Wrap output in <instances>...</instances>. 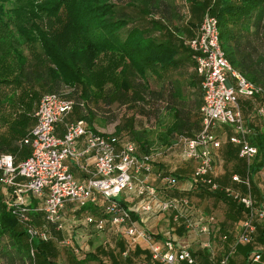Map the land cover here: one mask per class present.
I'll use <instances>...</instances> for the list:
<instances>
[{
	"label": "built area",
	"instance_id": "1",
	"mask_svg": "<svg viewBox=\"0 0 264 264\" xmlns=\"http://www.w3.org/2000/svg\"><path fill=\"white\" fill-rule=\"evenodd\" d=\"M185 46L199 79L200 126L191 135H176L171 145L155 153H141L131 140H122L114 132L96 130L84 118L72 119L76 108L85 111L87 104L83 100L75 101L65 93L53 91L40 96L31 112L34 123L17 142L18 149L28 146L30 154L23 159L15 153L0 154V181L7 193L4 203L25 227L28 242L35 238L54 239L69 246L71 238L64 236V232L70 229L73 234L75 226L82 224L97 232L108 229L122 234L126 241L120 254L124 258L137 244H143L159 264H193L194 257L186 247H176L170 240H156L132 218V209L120 204L118 198L120 195L138 198L135 210H171L174 222L183 218L186 229L209 235L212 217L204 222L184 217L181 210L188 205V197L180 195L160 200L151 181L153 176L163 188L174 185V174L156 168L155 161L163 152L179 149L182 161L194 163L193 183L210 191H222L244 211L238 235L215 264H228L237 246L251 243L258 221L264 219V190L257 202L251 194L248 177L232 176V180L244 185V192L220 186L212 174V151L221 145L213 129L227 126L232 131L229 142L237 145L240 157L249 162L257 148L247 139L249 130L244 124L240 97H258L256 115L262 117L264 88L247 79L230 63L220 44L217 18L209 8L203 12L194 35L185 40ZM68 161L74 162L86 177L76 178ZM99 197L103 200V209L102 214L96 216L89 207L97 206ZM36 215L41 220L39 225L33 223ZM56 232L61 236L56 237ZM226 237L224 235L223 239ZM202 246L209 247V242L204 241ZM29 254L31 263L27 264H36L33 247Z\"/></svg>",
	"mask_w": 264,
	"mask_h": 264
},
{
	"label": "trees",
	"instance_id": "2",
	"mask_svg": "<svg viewBox=\"0 0 264 264\" xmlns=\"http://www.w3.org/2000/svg\"><path fill=\"white\" fill-rule=\"evenodd\" d=\"M27 1L32 8H29V4L19 6L25 10L27 16L23 14L20 23L13 24L23 36V41L19 44L35 45L38 43L40 45L46 66L43 83L48 86L50 92L65 93L75 101L83 100L88 104L93 98L99 96L100 93L96 94L95 90L99 89L101 92L107 83H112L110 77L108 78L111 68L113 70L120 67V74L124 72L123 74L126 75L128 72L129 76L137 78L135 85H139V89L142 90L146 86L139 82V78L142 80L146 69L155 70V67L159 66L166 70L177 66L181 61L175 58L177 50L166 24L151 18L146 21V25H137L129 20L131 15L127 10L128 7H138L141 16L146 18L152 12L157 14L159 4L169 3V0ZM34 1L36 4L33 3ZM122 2L125 4L119 5ZM137 3L141 6H137ZM198 7H207L216 16L221 47L233 67L243 73L247 79L264 88V54H257V48L253 53L247 52L243 43L250 36L264 43V0H204ZM137 9L135 16L138 15ZM74 31H77L80 36L79 42H74L71 38ZM155 33L161 36L157 38ZM14 40L12 39L13 42ZM4 41L6 47L0 46V57L11 50L17 57L19 71L10 79L6 75L7 69H0V75L4 74L0 77V91L12 83L19 87L22 75L26 76V81L32 79L31 69L26 70L27 60L23 57L22 50L18 47L19 44L16 46L10 43V39H8L9 42L7 39ZM184 48L190 57L188 48L186 46ZM125 66L128 68L126 69ZM123 82L120 85L126 89L127 82L125 84ZM21 89L16 95V102L11 100L12 95L7 96L11 101L7 100V97L4 101L0 99L2 108H10V105L16 103L25 109H17L18 112L14 113L6 124V134L0 136V154H19V159L26 158L30 154L28 146L18 149L17 142L34 123L31 112L40 99V95L31 87L23 86ZM128 90L124 91L123 98L127 97ZM172 92L173 90L170 91L171 98L175 96ZM174 92L178 94L177 90ZM105 93L109 96L114 95L115 87L105 86ZM142 97L145 98V96ZM84 113H90L89 118L93 115L85 108L79 117L83 118ZM171 116V122L160 125L155 140L145 138L144 129L141 131L134 130V128L128 130L127 133L130 134L131 141L135 143L139 152L148 153L153 149H164L172 144L176 135L183 134L193 126L198 128L200 126V124L198 126L199 117L195 121L184 110L173 107ZM120 130L121 128L117 127L114 134L118 136L117 133H120ZM251 170L253 172L255 167L252 166ZM0 183L2 184L1 181ZM10 189V187L7 188L9 192ZM214 192L232 200L222 191ZM120 204L126 207L124 201L120 200ZM237 205L242 209L241 205ZM131 215L133 219L137 218L135 213L131 212ZM40 222L38 215L33 217L35 225H39ZM55 236L60 237L61 233L56 232ZM119 244L120 249L123 250V244L120 242ZM30 247L34 248L36 264H59L56 262V248L51 241L46 242L35 238L31 243L28 242L25 227L7 208L0 193V257L2 256L0 264L31 263ZM120 252L119 258L114 255L110 256L116 259L113 264L132 262L131 258L122 257ZM139 252L140 249H137L136 253ZM92 261L96 264H104L99 256L90 251L84 252L82 258L73 259V262L67 264H91Z\"/></svg>",
	"mask_w": 264,
	"mask_h": 264
},
{
	"label": "rangeland",
	"instance_id": "3",
	"mask_svg": "<svg viewBox=\"0 0 264 264\" xmlns=\"http://www.w3.org/2000/svg\"><path fill=\"white\" fill-rule=\"evenodd\" d=\"M115 1V0H113ZM204 0H169V3L175 2L179 9H180V19L179 20H185L188 18L191 10L195 9L198 11H205L208 7H198L200 3H202ZM34 4L35 1L33 2ZM26 4H29V1L27 0H0V46L3 48L6 47L5 39H10V43H14L16 46L19 44L23 38L20 32L17 31L13 23H20V21L23 19V14L25 15V10L21 9V6H24ZM125 3L122 2L119 5H124ZM163 4V3H162ZM30 5V4H29ZM20 6V7H19ZM137 6H141V4L137 3ZM198 7V8H197ZM29 8H32V5L29 6ZM138 7L131 8L128 7L127 10L130 13L131 17L129 20L132 23H136L137 25H146L147 20H158L161 23H164L167 25L168 31L171 33V38L173 39L174 46L176 47L177 54L175 58L181 59L179 64L175 67H171L168 69H161L159 66L155 67V70H149L146 69L144 77H142V80L139 78V82L143 83L146 88L145 89H139V85L136 84L137 78H132L129 76L128 72L126 75L123 73L120 74L119 68H115L112 70L110 69V73L108 78L110 77V81L116 85H113L112 83H107L105 86H113L115 87L116 93L111 94L110 96L105 93V86L103 87L102 91L100 92L99 89L95 90L96 94H99V96H96L95 98L90 101L86 108L89 110V112H92L93 115L90 117V113H84V119L85 121L91 126L92 128L103 131V132H114L117 127L121 128L120 133H117L118 137L122 140L131 139V136L128 132L129 129L134 130H145L144 137L149 140H155L158 133H159V127L165 122H171L172 121V109L173 107L179 110H184L187 112V114L192 117L196 121V119L199 117L198 109L199 104L197 103L198 99L201 97L200 93V86H199V79L197 75L194 72V63L189 57L185 46V40L186 37L190 34V29L188 26H175L174 24L166 23L162 18H159V14H156L152 12L149 16L143 17L141 16ZM138 12V15L135 16V12ZM27 16V15H25ZM176 19V18H174ZM173 20V19H172ZM172 20L170 22H172ZM177 21V19H176ZM177 24L178 21L176 22ZM183 31L181 35L179 32ZM156 37L158 38L161 36L158 33H155ZM72 40L74 42H79L80 36L78 35L77 31H74L72 33ZM12 39H15L14 42ZM78 40V41H77ZM9 42V41H8ZM25 42V41H24ZM256 47H257V54L261 53L264 54V43L260 42L259 39L256 38ZM22 50L23 57L27 60V66L26 70L31 69V80L26 81L25 75H22L21 77V85L19 87L16 86L15 83H12L11 85H8L6 87H3V89L0 91V99L1 101H4V98L12 95V101L16 102V95L18 94V90H22L21 88L25 86V88L31 87L33 91L37 92L40 96L41 94L45 92H50L48 86L43 83V78L46 73V66L44 64L45 57L42 54V50L40 45L33 44V45H27V44H19V46ZM7 52V51H5ZM107 69V66L104 65ZM103 66V67H104ZM5 68L7 69V74L9 78H13L15 74L19 71L18 68V60L16 55L11 51L8 50V52L5 55H2L0 57V69ZM127 69L128 67L125 66ZM105 74V73H104ZM4 74L0 75V77H3ZM25 76V77H24ZM41 77V79H40ZM123 78L125 81L123 82ZM127 82V88L123 89L120 85V83ZM142 84V85H143ZM119 87V88H118ZM177 90L178 94H175L172 98L170 97V91ZM97 89V88H96ZM129 89V90H128ZM127 91V97L123 98V95L125 94L124 91ZM102 95V97L100 96ZM39 96V97H40ZM134 96V97H133ZM142 96H145L143 98ZM9 97H7V100ZM9 100V101H11ZM18 102V101H17ZM12 104L10 105V108H2L0 106V136L2 134H6V124L8 121L11 120L14 113H17L18 110H25L23 107H19L18 104ZM15 106V107H11ZM196 108V109H195ZM80 114V110L76 108L74 110V113L72 114L71 118L74 119L78 117ZM10 119V120H9ZM264 124V123H263ZM262 124V125H263ZM199 126V122H198ZM197 126H193L191 129H197ZM190 129V130H191ZM199 129V128H198ZM197 129V130H198ZM190 130H186L183 132V134L191 135ZM189 133V134H188ZM195 133V132H194ZM157 149H153L152 152L155 153ZM161 156H165V158L168 160L166 163V166H164V169L166 171L172 172L178 181L180 185L189 177L191 176L193 172L194 163L191 161H188L187 167L182 171H179L176 168L171 167L172 163H178L181 160L180 157V150L175 149L173 151H165L157 157V159H160ZM17 157L19 158V154H17ZM172 162V163H171ZM184 162V161H182ZM176 163V164H177ZM186 163V162H185ZM262 179H264V173H262ZM177 186V185H176ZM161 187H158L157 191L159 193L157 194V197L160 200H165L168 197L172 196H180L185 195L187 197H190L191 193L183 194L178 193V189L171 188L168 190L160 189ZM0 193L2 194V200H5L7 195L5 194V187L2 186L0 183ZM96 207V206H95ZM95 207H89L90 211L95 214V212H98L100 210H96ZM97 208V207H96ZM173 216L174 212L171 210H168ZM159 214V213H158ZM96 215V214H95ZM169 217V218H170ZM170 223H172V220H169ZM172 221V222H171ZM167 221L165 220L164 223ZM183 230L186 231L187 229L182 224L183 218H180L178 221ZM39 224V223H38ZM160 226V225H159ZM169 227V226H168ZM168 227L165 226V228L168 229ZM75 232L72 234V230L68 229L66 232H64V236L71 238V247H66L64 245L59 244L54 239H49L46 242H52V244L56 248V262L59 264H67L73 262V259L82 258L84 252L90 251L94 252L97 256H99L104 264H113L114 259L113 257H110L111 255H114L116 258H119V250L120 249V243L123 244L122 239L120 235H117L115 231L111 230H104L101 232L94 231L90 226H83L82 224L78 227H75ZM153 236H157L158 234H163L164 230H148ZM58 237V236H56ZM73 237V238H72ZM4 239L2 240V242ZM104 242H106L104 244ZM5 249V248H4ZM144 256V255H143ZM136 259H131L132 262H127V264H142L141 261L143 258H139L134 256ZM0 257V262H1ZM145 258V257H144ZM116 260V259H115ZM149 258H145L142 262H148ZM149 264H152L151 262H148ZM91 264H96L95 261H92Z\"/></svg>",
	"mask_w": 264,
	"mask_h": 264
},
{
	"label": "crops",
	"instance_id": "4",
	"mask_svg": "<svg viewBox=\"0 0 264 264\" xmlns=\"http://www.w3.org/2000/svg\"><path fill=\"white\" fill-rule=\"evenodd\" d=\"M200 12L201 11L195 9L191 10L190 8V12H188V18L185 20H179L180 9L175 2H161L157 10V14L160 15L159 18H162L166 23H172L175 26L180 25L182 27L188 26L190 29V34L188 37H186V39L194 35L195 31L197 30L203 15V11L202 13ZM174 18L177 19L179 24L176 23L177 21ZM171 20L172 22H170ZM182 33L184 32L180 30L179 34L181 35ZM255 42L256 38L253 36H250L247 41L243 42L247 52L253 53L255 51L257 48ZM174 90L175 89L173 88V95H175ZM240 102L244 124L249 130L247 139L253 146L257 148V153L249 160V162L241 158L239 155V147L233 143H230L228 140L232 134V131H230L227 126H218L213 129V134L220 140L221 145L219 148L212 151V174L220 186L229 187L240 192L245 191L244 185L241 182L232 180V176L236 175L241 179L248 177L250 181L251 194L254 196V199L259 202L261 194L264 190V179H262V173H264V116L260 117L256 115V108L260 104V99L258 97H240ZM197 103L199 105L201 104V97L198 99ZM58 131H62L61 125L58 126ZM190 132L194 133L196 130L191 129ZM167 161L168 160L165 158V156H161L160 159L155 161V167L158 169L160 168V170H165L164 166H166ZM176 163H172L171 167L178 169L179 174L183 169L185 171V168L188 164L187 162L185 163L179 161L177 164ZM67 164H70V170L74 173L76 178L83 179L86 177L85 173L81 172L73 165L74 162L68 161ZM252 166L255 167L253 172L251 170ZM151 181L155 186L156 194L159 193V191H157L158 187H161L165 190H171V188L173 189L176 187V189L179 190L178 193H183L186 195L187 193H191L190 197H188V205L183 207L181 210L182 214L184 217H188L192 220L200 222H204L209 217H212L213 220L210 222V234L206 235L198 233L192 229H187L184 231L179 222H174L172 220V214L170 217V213L168 211L154 212L143 211L141 209L135 210L136 205L139 203V200L136 197L120 195L118 197L119 201H124L126 207L132 209V212L137 216L136 220L140 226L145 227L148 230H164L163 234L157 235L160 237L154 236L156 240L160 242L170 240L176 247H186L194 257L193 264H215V262L227 252L240 231V224L244 219V211L238 207L237 204L239 203L235 201V203H233V200L225 198L220 193L210 191L206 188L196 185L192 182L191 176L189 179L184 181L182 185H180L176 179V182L170 188H163L153 176ZM102 202L103 200L101 197H99L98 205L96 206L97 208L92 206L95 207L96 210H100L95 212L96 216H100L102 214ZM165 220L167 221L166 223H164ZM169 220H172L173 222L171 221L172 223H170ZM165 226H169L168 229L165 228ZM73 232H75V230H73ZM117 235H120L124 247L126 241L125 237L122 234ZM224 235L227 236L226 239H223ZM263 238L264 219L258 221L257 229L251 243L237 246L235 252L229 257L228 264H264ZM206 240L209 242V247L202 246L203 242ZM137 249H140L139 253H136ZM118 250L120 252L121 249ZM134 256L143 258L142 261L145 258H149L148 262H151L152 264H159L152 259L149 250L144 247L143 244H137L131 250V254L128 257L131 259H136ZM142 261V264H149L148 262L144 263Z\"/></svg>",
	"mask_w": 264,
	"mask_h": 264
}]
</instances>
